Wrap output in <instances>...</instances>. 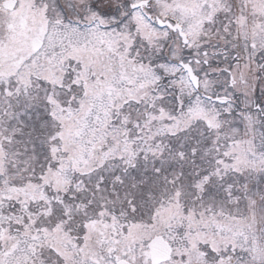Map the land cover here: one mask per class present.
<instances>
[{"label": "snow or ice", "instance_id": "6c2138e0", "mask_svg": "<svg viewBox=\"0 0 264 264\" xmlns=\"http://www.w3.org/2000/svg\"><path fill=\"white\" fill-rule=\"evenodd\" d=\"M0 264H264V0H0Z\"/></svg>", "mask_w": 264, "mask_h": 264}]
</instances>
